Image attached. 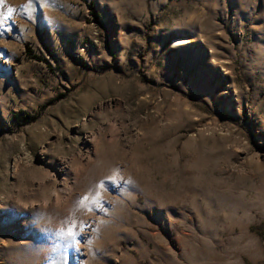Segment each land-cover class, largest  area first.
Wrapping results in <instances>:
<instances>
[{"label":"rangeland","instance_id":"obj_1","mask_svg":"<svg viewBox=\"0 0 264 264\" xmlns=\"http://www.w3.org/2000/svg\"><path fill=\"white\" fill-rule=\"evenodd\" d=\"M9 7L0 264H264V0Z\"/></svg>","mask_w":264,"mask_h":264},{"label":"snow or ice","instance_id":"obj_2","mask_svg":"<svg viewBox=\"0 0 264 264\" xmlns=\"http://www.w3.org/2000/svg\"><path fill=\"white\" fill-rule=\"evenodd\" d=\"M30 3H31V0H29V5H30ZM3 5H4V0H0V7H3ZM25 7H28V6H25ZM14 11L15 10L13 8L9 7L7 9L6 14H0V27H2L3 21H6L7 19H9L12 16ZM85 199H87V197H85Z\"/></svg>","mask_w":264,"mask_h":264},{"label":"bare ground","instance_id":"obj_3","mask_svg":"<svg viewBox=\"0 0 264 264\" xmlns=\"http://www.w3.org/2000/svg\"><path fill=\"white\" fill-rule=\"evenodd\" d=\"M178 43H187V41H182V42L179 41Z\"/></svg>","mask_w":264,"mask_h":264},{"label":"trees","instance_id":"obj_4","mask_svg":"<svg viewBox=\"0 0 264 264\" xmlns=\"http://www.w3.org/2000/svg\"><path fill=\"white\" fill-rule=\"evenodd\" d=\"M253 230H256V229H253Z\"/></svg>","mask_w":264,"mask_h":264}]
</instances>
